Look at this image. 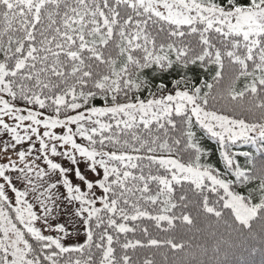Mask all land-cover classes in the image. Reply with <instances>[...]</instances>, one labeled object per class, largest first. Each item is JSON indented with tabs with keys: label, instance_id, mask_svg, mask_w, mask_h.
I'll return each instance as SVG.
<instances>
[{
	"label": "snow or ice",
	"instance_id": "6c2138e0",
	"mask_svg": "<svg viewBox=\"0 0 264 264\" xmlns=\"http://www.w3.org/2000/svg\"><path fill=\"white\" fill-rule=\"evenodd\" d=\"M237 248L264 264V0H0V264Z\"/></svg>",
	"mask_w": 264,
	"mask_h": 264
},
{
	"label": "trees",
	"instance_id": "16d2710c",
	"mask_svg": "<svg viewBox=\"0 0 264 264\" xmlns=\"http://www.w3.org/2000/svg\"><path fill=\"white\" fill-rule=\"evenodd\" d=\"M97 103H99V101H97ZM209 143H212L211 141H209ZM242 150H247L246 148L242 149ZM218 155V154H217ZM243 158H241L242 160ZM145 171L147 172V169H145ZM143 223L144 225H148L150 222L144 221V222H137V224H141ZM150 232L152 233L153 236L158 237V238H163V236L165 235L164 233L159 232L158 230L151 228L150 227ZM128 238L129 239H142V240H146L147 237L143 236V234L140 231H137L135 234L129 233L128 234ZM121 239H123V237H121ZM259 247V245L257 244V248ZM117 248L119 249V246L117 245ZM138 255L140 256L141 259H143L144 257H149V258H153L157 261L162 260V256L160 253H156L155 250L152 249H143V250H138ZM211 255V253L209 254ZM259 253H252L250 254L248 251H246L244 248H237L233 250V254H231L229 256L230 260L236 261L237 264H245V261H251L253 259L255 260H259Z\"/></svg>",
	"mask_w": 264,
	"mask_h": 264
},
{
	"label": "rangeland",
	"instance_id": "374dc122",
	"mask_svg": "<svg viewBox=\"0 0 264 264\" xmlns=\"http://www.w3.org/2000/svg\"><path fill=\"white\" fill-rule=\"evenodd\" d=\"M9 122H11V121H9ZM97 206L99 207V205H97ZM83 240H84V237H83V234H81V236L79 237L78 240H76V241H68L67 243H80V242H83Z\"/></svg>",
	"mask_w": 264,
	"mask_h": 264
}]
</instances>
